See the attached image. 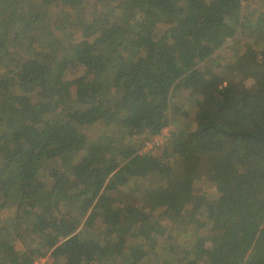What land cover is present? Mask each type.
<instances>
[{"label": "trees", "instance_id": "1", "mask_svg": "<svg viewBox=\"0 0 264 264\" xmlns=\"http://www.w3.org/2000/svg\"><path fill=\"white\" fill-rule=\"evenodd\" d=\"M258 1L0 0V264H264Z\"/></svg>", "mask_w": 264, "mask_h": 264}, {"label": "rangeland", "instance_id": "2", "mask_svg": "<svg viewBox=\"0 0 264 264\" xmlns=\"http://www.w3.org/2000/svg\"><path fill=\"white\" fill-rule=\"evenodd\" d=\"M247 1H248V4L250 3V5H251V6H249L250 9L255 8V10H253V11H255V13H252L251 17L258 19L259 16H257V12L256 11H257V9H261L260 8V5H258V3L260 1H258V0H247ZM53 11H56V13L59 14V11L58 10L53 9ZM251 42H253L252 39L249 40V43H251ZM242 44L243 45L237 51L238 52V55L240 53H242V51H244V52L246 51L245 44L244 43H242ZM226 52H227V54H225V55L222 54L221 55L219 53V54H217L216 57L219 60H221V61L228 60V58H230L231 54H233L234 57H236V53L237 52H234L233 50H229V49ZM78 71H79V69H78L77 64H70L69 76L77 75L78 74ZM191 96H192V94H191ZM193 109H194L193 104L192 103H189L188 101L187 102H184L183 105H182V107H181V109H179L180 111H183V113L184 112H187L189 114L190 126H193V121H195V112H193ZM180 117H183V116L181 115ZM184 117H186V116H184ZM184 120H186V119L180 118V122H182ZM167 128H168V133L169 134L166 136L167 138H166L165 142L167 141L168 137L170 136V132H172V131L175 130V125L172 124V125L168 126ZM87 131H88L87 132V135L89 136V138L91 140L96 137V134L93 132V128H90ZM165 142L163 143V145L161 147H158L157 149H155L153 151V153H159V151H161L162 147L164 146ZM140 150H141V148L138 149V152L139 153H140ZM47 183H49V181H47ZM139 184H140V187H141L142 185L145 184V182H143V181L141 182L140 180H137L135 182V185L138 186ZM129 185L128 186H125L123 188V190H127L128 187H132V186H129ZM134 190H135V192H138V191H136L137 190L136 188ZM195 192H198V193H206L207 196H212L215 193V187L211 183H209V182H205V183L203 182V184L201 183V184H197L196 185ZM14 209H15L14 207L0 208V221H2V222H9L10 218L14 214ZM167 225H169V222L166 221V220H163V222H162V228L165 229ZM173 226H174V228H179L177 225H173ZM168 237H171V236H168ZM17 247H20V246L18 245Z\"/></svg>", "mask_w": 264, "mask_h": 264}, {"label": "built area", "instance_id": "3", "mask_svg": "<svg viewBox=\"0 0 264 264\" xmlns=\"http://www.w3.org/2000/svg\"><path fill=\"white\" fill-rule=\"evenodd\" d=\"M168 128H163L158 134L152 136L150 139L144 141L143 146L141 147L140 153H146L155 148L161 147L166 140L168 135ZM48 257H39L36 258L31 264H48Z\"/></svg>", "mask_w": 264, "mask_h": 264}, {"label": "crops", "instance_id": "4", "mask_svg": "<svg viewBox=\"0 0 264 264\" xmlns=\"http://www.w3.org/2000/svg\"><path fill=\"white\" fill-rule=\"evenodd\" d=\"M184 96L185 95H183V98H185ZM183 103L184 102H182L179 105L182 107ZM90 128H93V132L96 134V137L93 139L95 141L103 139V137L107 136L108 134H115L116 131L118 130L115 124L111 122H103V121L93 124Z\"/></svg>", "mask_w": 264, "mask_h": 264}]
</instances>
